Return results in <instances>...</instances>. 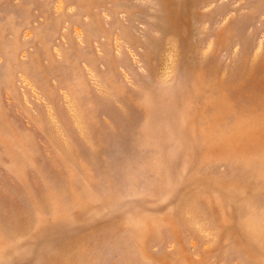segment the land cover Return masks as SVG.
Masks as SVG:
<instances>
[{"label":"rangeland","instance_id":"obj_1","mask_svg":"<svg viewBox=\"0 0 264 264\" xmlns=\"http://www.w3.org/2000/svg\"><path fill=\"white\" fill-rule=\"evenodd\" d=\"M0 264H264V0H0Z\"/></svg>","mask_w":264,"mask_h":264}]
</instances>
